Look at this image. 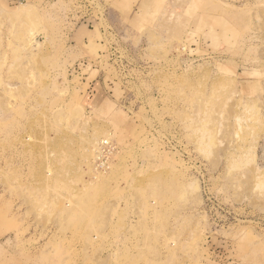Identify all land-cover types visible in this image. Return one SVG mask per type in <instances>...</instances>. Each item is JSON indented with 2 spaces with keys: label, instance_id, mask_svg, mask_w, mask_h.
Segmentation results:
<instances>
[{
  "label": "rangeland",
  "instance_id": "obj_1",
  "mask_svg": "<svg viewBox=\"0 0 264 264\" xmlns=\"http://www.w3.org/2000/svg\"><path fill=\"white\" fill-rule=\"evenodd\" d=\"M0 264H264V0H0Z\"/></svg>",
  "mask_w": 264,
  "mask_h": 264
},
{
  "label": "built area",
  "instance_id": "obj_2",
  "mask_svg": "<svg viewBox=\"0 0 264 264\" xmlns=\"http://www.w3.org/2000/svg\"><path fill=\"white\" fill-rule=\"evenodd\" d=\"M112 145L110 144L109 140H104L99 144L98 147V154L99 159L97 165L99 168H107V155L111 151Z\"/></svg>",
  "mask_w": 264,
  "mask_h": 264
},
{
  "label": "crops",
  "instance_id": "obj_3",
  "mask_svg": "<svg viewBox=\"0 0 264 264\" xmlns=\"http://www.w3.org/2000/svg\"><path fill=\"white\" fill-rule=\"evenodd\" d=\"M133 2V0H126ZM136 3L140 4L142 10H150L151 7H153L156 3V0H134Z\"/></svg>",
  "mask_w": 264,
  "mask_h": 264
},
{
  "label": "bare ground",
  "instance_id": "obj_4",
  "mask_svg": "<svg viewBox=\"0 0 264 264\" xmlns=\"http://www.w3.org/2000/svg\"><path fill=\"white\" fill-rule=\"evenodd\" d=\"M97 148H98V146H97Z\"/></svg>",
  "mask_w": 264,
  "mask_h": 264
}]
</instances>
